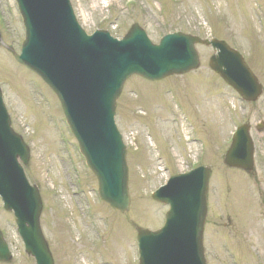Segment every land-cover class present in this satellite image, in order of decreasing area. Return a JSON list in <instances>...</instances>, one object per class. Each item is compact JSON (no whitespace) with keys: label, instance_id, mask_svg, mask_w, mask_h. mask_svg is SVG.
Wrapping results in <instances>:
<instances>
[{"label":"rangeland","instance_id":"1","mask_svg":"<svg viewBox=\"0 0 264 264\" xmlns=\"http://www.w3.org/2000/svg\"><path fill=\"white\" fill-rule=\"evenodd\" d=\"M70 1L88 34L105 30L119 39L137 23L154 43L172 32L223 40L243 55L264 89V0ZM0 32L3 100L13 129L31 150L25 174L39 187L41 228L55 264H137L136 230L160 228L167 210L150 194L194 165L211 170L203 237L207 264H264V128L251 132L258 162L254 180L222 164L234 128L264 122V93L255 103H242L211 73L212 51L204 47L197 49L201 65L196 72L157 83L126 82L115 110L129 169L130 207L121 215L97 201L96 179L72 141L55 96L6 50L10 46L19 53L24 37L14 0H0ZM180 113L194 127L182 123ZM194 130L205 142L202 150L199 142L187 144ZM155 148L162 153L158 160ZM0 229L13 253L10 264H34L1 202Z\"/></svg>","mask_w":264,"mask_h":264},{"label":"water","instance_id":"2","mask_svg":"<svg viewBox=\"0 0 264 264\" xmlns=\"http://www.w3.org/2000/svg\"><path fill=\"white\" fill-rule=\"evenodd\" d=\"M26 39L16 60L37 73L59 99L81 154L98 180L101 200L123 213L129 208L125 148L114 124L115 103L132 75L149 81L181 75L199 66L195 44L216 52L209 67L244 99L254 101L261 88L242 57L224 42L202 41L181 33L152 45L137 26L121 42L106 33L86 37L73 17L68 0H17ZM0 96V197L14 211L26 253L36 264H53L41 234V201L29 187L17 162L27 165L29 153L9 127ZM225 164L252 169V144L247 127L239 128ZM209 172L199 168L171 178L153 199L170 207L162 229L138 230L139 264H205L202 232L206 215ZM10 254L0 234V262Z\"/></svg>","mask_w":264,"mask_h":264}]
</instances>
